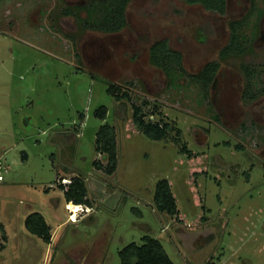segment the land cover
<instances>
[{
    "label": "rangeland",
    "instance_id": "rangeland-1",
    "mask_svg": "<svg viewBox=\"0 0 264 264\" xmlns=\"http://www.w3.org/2000/svg\"><path fill=\"white\" fill-rule=\"evenodd\" d=\"M68 1L0 0V264H60L71 256L87 257L85 264H121L119 250L146 234L160 240L173 264H264V166L251 157L264 160V96L241 99L239 69L263 67L264 0H255L246 20L245 35L263 11L251 51L225 59L219 50L229 37L228 21L247 14L250 0H227L223 15L186 0H131L127 25L113 33L84 31L72 16L60 18ZM96 37L107 47L101 58L92 48ZM162 38L181 52L189 73L218 59L213 87L184 74L169 86L149 60L151 43ZM108 82L129 98L115 99ZM144 100L145 118L162 117L178 138L171 130L154 140L139 129L131 103ZM102 105L104 120L95 115ZM105 122L116 135L111 174L93 166L94 159L106 164L95 150ZM78 174L90 203L79 204L72 221L73 203L55 180ZM163 178L177 214L155 206V185ZM32 211L51 225L49 245L25 228Z\"/></svg>",
    "mask_w": 264,
    "mask_h": 264
},
{
    "label": "trees",
    "instance_id": "trees-1",
    "mask_svg": "<svg viewBox=\"0 0 264 264\" xmlns=\"http://www.w3.org/2000/svg\"><path fill=\"white\" fill-rule=\"evenodd\" d=\"M131 0H89L88 5L83 7L87 11V16L80 17L76 15L79 24L83 27L103 30L106 32H116L126 24L125 10ZM190 4H199L206 10L224 14L227 0H186ZM255 0H250L251 9L247 14L237 18H232L228 21L229 37L227 42L219 50V57L222 59L234 56H241L252 49V42L255 39V30L262 14V10H258L255 18L256 26L251 34H244L247 27L249 13H252ZM66 13H73L68 9ZM246 23V24H245ZM149 60L159 68H161L165 76L168 78L169 86L176 82V78L181 75H187L191 80L196 81L201 87L207 88L210 82L214 79L219 67L218 60H210L206 62L197 72L189 73L182 66V54L179 50L172 48L166 38L156 39L149 47ZM246 78V87L242 97L246 100L257 96L259 93L253 92L250 86L252 69L249 64L240 65ZM107 91L115 99L129 98L127 91L108 82ZM148 102L143 101L141 104L131 103L132 106V121L139 127L142 132L150 139L160 140L168 138L171 130H175L178 138L179 131L165 121L162 117L157 121L145 118L148 112L143 110V104ZM156 105L153 108L156 109ZM154 110V109H153ZM107 107L102 105L95 110V115L101 119L107 117ZM80 118L83 115L80 114ZM175 136V137H176ZM173 137L174 139H177ZM183 150L186 146L183 145ZM95 150L106 155V164L104 165L100 159L93 160V166L96 169L104 170L105 173L111 174L116 169L117 154H116V135L113 125L105 122L102 124L95 137ZM81 175L71 177L70 183L64 189L63 185L58 187L63 191L66 202H71L73 205H89L90 200L87 196L86 182ZM153 200L155 206L160 212H165L169 215L178 213L175 198L171 192L170 184L166 178L157 181L154 189ZM25 228L28 232L37 235L46 243L51 241V227L46 222L44 216L38 211L30 212L24 221ZM1 245L0 247H2ZM121 264H173L167 253L165 252L162 243L159 239L149 234L142 237L141 243L130 242L122 247L119 252ZM206 264H213L207 262Z\"/></svg>",
    "mask_w": 264,
    "mask_h": 264
},
{
    "label": "flooded vegetation",
    "instance_id": "flooded-vegetation-1",
    "mask_svg": "<svg viewBox=\"0 0 264 264\" xmlns=\"http://www.w3.org/2000/svg\"><path fill=\"white\" fill-rule=\"evenodd\" d=\"M88 1L89 0H69L68 1V3L66 4V6L65 7H63V8H61L59 11H58V15L60 14V18H61V16H63V17H70V16H72L75 20H76V22H77V27L78 28H80V29H82V30H84V31H91V32H102V33H113V32H106V31H103V30H98V29H93V28H88V27H83V26H81L80 24H79V21H78V19L76 18V15H78V16H80V17H85V16H87V11H86V9H84L83 7H85V6H87L88 5ZM130 3V2H129ZM128 3V4H129ZM128 6V5H127ZM68 9H71L72 11H73V13H66V11L68 10ZM126 9H127V7H126ZM37 12H40L41 11V9H40V6H38L37 7ZM226 10H227V4H226V9H225V12H226ZM225 12H224V14H225ZM83 13V14H82ZM125 13H126V10H125ZM219 14V13H218ZM221 15H223V14H221ZM240 17V16H239ZM59 17L57 18V20H59L60 19ZM127 25V19H126V24H125V26ZM125 26H123L120 30H122L123 28H125ZM120 30H118V31H120ZM117 32V31H116ZM97 38V40H98V43L95 45V46H93L92 48H95V50H97L98 51V53H97V55H96V57L97 58H101V57H103V55H104V53L107 51L106 50V45H104L105 44V42L101 39H99L98 37H96ZM95 39V38H94ZM91 44H92V40H90L89 41ZM253 42H254V40H253ZM253 42H252V44H253ZM252 46V45H251ZM86 57V59H87V62L89 63V62H91V59H90V57L87 55V56H85ZM236 57H238V56H236ZM97 58H96V60H97ZM214 60V59H213ZM216 60H218V59H216ZM210 61V60H209ZM208 62V61H207ZM218 62H219V60H218ZM99 63V62H98ZM247 63V62H246ZM249 64V66H250V68L252 69V74H253V76L250 78L251 79V82H250V86L249 87H251V89H252V91L253 92H257V93H259L257 96H255V97H253V98H251L250 100H246V99H244L243 97H242V94H243V91H244V89H245V87H246V78H245V76H244V73H243V71L241 70V68L239 67V69H240V71H241V73H240V75H241V77H242V79H243V77L245 78V81H244V84L242 85V90H241V94H240V96H241V99L244 101V102H254V101H256L257 99H259L260 97H263L264 96V78L263 79H261L260 80V75H262L263 73H264V64H262V68H257L256 69V66L254 67L253 65H252V63H248ZM89 65V64H88ZM220 62H219V67H218V70H217V72H216V75H215V77H214V79L210 82V84L208 85V87H213V85L215 84V81H216V78H217V74H218V72H219V69H220ZM209 102L211 103L212 102V100H210L209 99ZM213 103V102H212ZM218 111V110H217ZM218 115H219V117H220V120H221V114H220V112L218 111ZM221 122H222V120H221ZM251 124H252V127L255 129V122L254 121H251ZM262 142H264V138H262ZM260 150L264 153V146L263 147H261L260 148ZM256 152V151H255ZM262 153V154H263ZM258 154V153H257ZM256 153H252V156L251 157H255V158H257L258 159V161H260V163H261V165L262 166H264V160L261 158L262 156L260 155V154H258L257 155ZM261 157H260V156ZM264 155V154H263ZM256 165V162H252V164H251V169L254 167Z\"/></svg>",
    "mask_w": 264,
    "mask_h": 264
},
{
    "label": "built area",
    "instance_id": "built-area-1",
    "mask_svg": "<svg viewBox=\"0 0 264 264\" xmlns=\"http://www.w3.org/2000/svg\"><path fill=\"white\" fill-rule=\"evenodd\" d=\"M1 169H2V164L0 162V170ZM0 180H2V175L1 174H0ZM55 181H56L55 182L56 183V186L63 185L64 186V189H66L67 188V184L70 183V179L69 178L66 179V178L61 177V176L57 177ZM66 206L68 207L69 210H71L69 204H67ZM72 207L73 208H72L71 213H70V218L73 221L75 219V215H76L77 210L79 208H82V206L81 205H76V206L73 205Z\"/></svg>",
    "mask_w": 264,
    "mask_h": 264
},
{
    "label": "crops",
    "instance_id": "crops-1",
    "mask_svg": "<svg viewBox=\"0 0 264 264\" xmlns=\"http://www.w3.org/2000/svg\"><path fill=\"white\" fill-rule=\"evenodd\" d=\"M87 187V186H86ZM41 213V212H40ZM44 218L45 215L43 213H41ZM46 220V218H45ZM46 222L48 223V221L46 220ZM49 224V223H48ZM49 226L51 227V225L49 224ZM51 239H52V232H51ZM19 240V239H18ZM21 242V240L19 241ZM23 242V241H22ZM51 243V241L49 243H47L48 245ZM19 244V243H18ZM4 248V245L2 247H0V249ZM87 257L84 258L83 256H79L78 258H75V256H71L70 260L68 258H66V260L64 261H60V264H85ZM69 260V261H68Z\"/></svg>",
    "mask_w": 264,
    "mask_h": 264
},
{
    "label": "water",
    "instance_id": "water-1",
    "mask_svg": "<svg viewBox=\"0 0 264 264\" xmlns=\"http://www.w3.org/2000/svg\"><path fill=\"white\" fill-rule=\"evenodd\" d=\"M22 158H26V154L25 153H23Z\"/></svg>",
    "mask_w": 264,
    "mask_h": 264
},
{
    "label": "bare ground",
    "instance_id": "bare-ground-1",
    "mask_svg": "<svg viewBox=\"0 0 264 264\" xmlns=\"http://www.w3.org/2000/svg\"><path fill=\"white\" fill-rule=\"evenodd\" d=\"M79 209H81V208H79ZM79 209H78V212H76V214L80 212V210H79Z\"/></svg>",
    "mask_w": 264,
    "mask_h": 264
}]
</instances>
